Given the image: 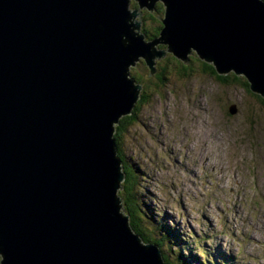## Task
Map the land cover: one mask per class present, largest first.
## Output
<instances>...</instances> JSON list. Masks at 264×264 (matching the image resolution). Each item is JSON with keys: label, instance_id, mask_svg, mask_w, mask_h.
<instances>
[{"label": "water", "instance_id": "95a60500", "mask_svg": "<svg viewBox=\"0 0 264 264\" xmlns=\"http://www.w3.org/2000/svg\"><path fill=\"white\" fill-rule=\"evenodd\" d=\"M160 1L148 40L129 0H0V264H165L117 195L113 123L141 88L128 66L154 73L156 42L185 64L193 48L264 97V2Z\"/></svg>", "mask_w": 264, "mask_h": 264}, {"label": "rangeland", "instance_id": "374dc122", "mask_svg": "<svg viewBox=\"0 0 264 264\" xmlns=\"http://www.w3.org/2000/svg\"><path fill=\"white\" fill-rule=\"evenodd\" d=\"M128 9L145 39H158L150 11L137 0H129ZM155 47L164 56L153 59L150 76L142 56L128 66L143 81H136L141 88L134 106L142 101L121 135L147 205L143 210L141 204L143 212L174 226L180 253L219 261L221 252L234 257L226 264H264V104L241 83L220 82L190 62L193 71L175 69L157 80V64L166 65L172 52L159 42ZM142 225L155 227L146 218ZM198 239L202 247L193 245Z\"/></svg>", "mask_w": 264, "mask_h": 264}, {"label": "trees", "instance_id": "16d2710c", "mask_svg": "<svg viewBox=\"0 0 264 264\" xmlns=\"http://www.w3.org/2000/svg\"><path fill=\"white\" fill-rule=\"evenodd\" d=\"M155 7L160 14V17H163V12L165 10L163 3L156 2ZM160 17L154 16L151 13L148 14V21H150V24L152 25L151 33L152 35H158L160 33L161 28L164 26ZM144 31V28L141 30ZM144 33V32H143ZM150 37V36H149ZM149 39V38H148ZM166 65H160L157 64V73L156 79L157 80H163L164 77H166L169 72L172 70V72L175 69H178L179 72L183 71H193L192 66L186 65L182 60L176 58L172 54H169L166 56L165 59ZM188 62L199 65L200 69H202L204 72H207L209 74H212L215 76L217 80L220 82H228V83H241L242 86H244L245 90L250 92L248 88V82L243 76H237L233 71L228 72L225 75H218L215 71L214 66L211 63L204 62L200 60L196 54V52H192L188 55ZM140 65H144V60L139 61ZM197 69V67L195 68ZM134 71V70H133ZM130 75L139 82H143L140 77H137L136 72L130 73ZM147 83V82H146ZM252 95L256 96V98L264 104V98L261 97L258 94L250 92ZM142 100L138 101L137 103L140 104ZM135 104V106L131 109V113L128 116H123L120 118L119 123L115 127V132L113 134V138L115 141L116 146V152L117 156L121 160L122 170L125 174L124 180L122 181L121 189L118 191L119 196L122 199V210L123 212L128 216L129 219V225L133 232L137 234L144 242H150L154 243L158 246V248L161 251L162 258L164 260L165 264H191V261H196L197 264H226L227 262H233V258L227 257L225 255H220V262L214 259L208 260V258H199L194 255L193 253L189 252L187 255L184 253H180L178 250H180L182 247L174 248L175 245L180 244L181 241L179 239L177 240L176 235L179 237L180 234L178 231L174 228V226H169L168 222L165 220L164 223H160L159 221L155 222L153 219V216H146L143 210L147 208V205L143 203V201L140 199L141 195H139V192L137 193V185L138 182L136 179L138 178L137 175L133 172V170L129 167V163L126 159V156L122 149V141H121V135H123L126 132V129L128 128V125L130 124L129 120L134 121L135 117V110L137 109L138 104ZM138 196V197H137ZM141 202V203H140ZM143 210H142V207ZM141 207V208H140ZM143 215H142V213ZM142 218L149 219V222L155 226L152 230L150 226L147 227L142 225ZM155 232V233H154ZM198 242V243H197ZM201 240H196V243L193 244L194 246L202 247ZM187 247V246H186ZM186 247H183L184 249H187ZM202 254L205 253V249H202ZM212 257V254L210 255ZM196 259V260H195ZM198 259V260H197Z\"/></svg>", "mask_w": 264, "mask_h": 264}, {"label": "flooded vegetation", "instance_id": "af4514ba", "mask_svg": "<svg viewBox=\"0 0 264 264\" xmlns=\"http://www.w3.org/2000/svg\"><path fill=\"white\" fill-rule=\"evenodd\" d=\"M150 13L152 14V15H154V16H157V17H160V14L158 13V11H157V9H156V7H155V5H154V8L152 9V11H150ZM141 23V22H140ZM142 26V25H141ZM140 29L142 30V27H140ZM142 32V31H141ZM144 32V31H143ZM142 32V33H143Z\"/></svg>", "mask_w": 264, "mask_h": 264}, {"label": "bare ground", "instance_id": "6f19581e", "mask_svg": "<svg viewBox=\"0 0 264 264\" xmlns=\"http://www.w3.org/2000/svg\"><path fill=\"white\" fill-rule=\"evenodd\" d=\"M133 11V10H132ZM141 26V25H140ZM157 36V35H156ZM221 75H224V74H221ZM255 94H257V93H255ZM258 95H260V94H258ZM261 96V95H260ZM262 97V96H261ZM264 98V97H263ZM121 167H122V165H121ZM123 168V167H122ZM122 172H123V170H122ZM124 176H125V174H124V172H123V180H124ZM122 180V181H123ZM121 184H122V182H121ZM122 186V185H121ZM121 189V188H120ZM118 191H119V189H118ZM118 191H117V195H118ZM119 196V195H118ZM120 197V196H119ZM126 215V214H125ZM144 242V241H143ZM159 249V248H158ZM160 250V249H159Z\"/></svg>", "mask_w": 264, "mask_h": 264}, {"label": "clouds", "instance_id": "9594fccd", "mask_svg": "<svg viewBox=\"0 0 264 264\" xmlns=\"http://www.w3.org/2000/svg\"><path fill=\"white\" fill-rule=\"evenodd\" d=\"M261 2H264V0H261Z\"/></svg>", "mask_w": 264, "mask_h": 264}]
</instances>
